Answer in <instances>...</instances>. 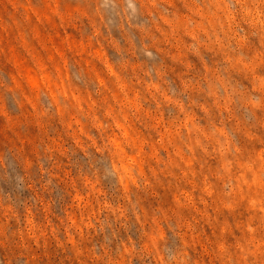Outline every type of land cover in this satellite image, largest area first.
Returning <instances> with one entry per match:
<instances>
[{
	"label": "rangeland",
	"instance_id": "1",
	"mask_svg": "<svg viewBox=\"0 0 264 264\" xmlns=\"http://www.w3.org/2000/svg\"><path fill=\"white\" fill-rule=\"evenodd\" d=\"M0 264H264V0H0Z\"/></svg>",
	"mask_w": 264,
	"mask_h": 264
}]
</instances>
